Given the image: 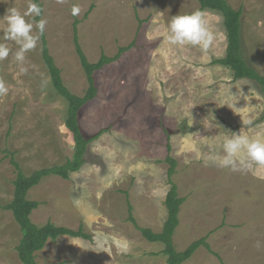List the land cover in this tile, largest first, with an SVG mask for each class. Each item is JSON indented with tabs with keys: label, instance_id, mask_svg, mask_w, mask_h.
<instances>
[{
	"label": "rangeland",
	"instance_id": "obj_1",
	"mask_svg": "<svg viewBox=\"0 0 264 264\" xmlns=\"http://www.w3.org/2000/svg\"><path fill=\"white\" fill-rule=\"evenodd\" d=\"M40 2L50 55L74 95L82 96L87 88L73 45L75 19L91 63L102 53L112 57L118 48L134 46L94 73L97 96L80 110L78 120L85 138L102 134L88 145L80 170L68 180L47 177L28 192L40 203L31 215L34 224L82 226L91 241H48L36 254L37 264H165L163 245L147 242L128 220V203L139 227L161 231L167 218L168 144L177 162L173 181L185 199L173 236L175 250L207 237L213 252L200 247L184 264H264V168L232 172L204 159L221 151L224 129L264 135L258 86L234 81L229 69L212 64L226 50L221 14L204 11L217 33L204 53L165 40L172 16L199 9L196 0ZM227 2L242 11V58L264 76V0ZM27 3L0 0V36L7 9L24 11ZM74 3L82 7L78 16L71 15ZM8 43L14 52L17 46ZM0 77L9 88L0 97V264H21L16 252L21 232L2 209L12 200L16 176L10 154L29 176L62 165L72 157L74 143L64 126L66 101L53 89L42 61L41 40L23 64L11 54L0 61Z\"/></svg>",
	"mask_w": 264,
	"mask_h": 264
},
{
	"label": "trees",
	"instance_id": "obj_2",
	"mask_svg": "<svg viewBox=\"0 0 264 264\" xmlns=\"http://www.w3.org/2000/svg\"><path fill=\"white\" fill-rule=\"evenodd\" d=\"M41 6L40 0H36ZM199 10H210L221 14L223 27L226 32V50L223 58L213 60V65H220L232 72L234 81L248 80L258 86L264 98V76L260 75L254 68L250 67L241 55V9H233L227 0H197ZM92 11L90 8L89 12ZM39 19V17H37ZM79 20L73 22V45L78 57L80 66L84 72L87 88L82 96L72 94L64 85L61 71L56 66L53 57L50 55L45 34L41 37V56L43 64L48 72L53 89L61 96L67 104L66 118L64 126L71 134L74 143L73 154L62 165L53 166L34 171L31 175H25L14 155L10 154V164L15 170V180L13 181L12 200L2 207L3 210L12 214L15 223L21 232V238L16 247L17 257L21 264H37L36 254L40 252L48 241H56L60 237H70L74 239H84L91 241V236L87 234L83 227L77 230L57 226L47 222L42 226L34 224L31 220L32 213L37 210L40 203L30 200L28 192L39 185L43 179L55 176L63 180H68L70 174L76 173L84 164V155L88 145L98 139L102 132L85 138L79 127V112L90 101L97 96L94 73L102 70L105 66L118 61L121 56L133 48L134 44L118 48L117 53L108 57L102 53L97 62L91 63L85 56L78 39ZM264 120V115L261 121ZM170 146L167 145L168 155L165 163L168 165L166 172L168 191L165 196L164 205L167 211V218L159 233L153 232L149 228H141L136 224L132 216V207L128 203V220L139 231L141 237L150 243H161L163 250L161 254L165 256V264H184L188 261L197 249L204 247L208 252L212 250L206 242L207 237L200 238L192 242L185 250L176 251L173 243V236L179 225V212L185 199L179 197L178 189L173 181L176 174L177 162L170 155Z\"/></svg>",
	"mask_w": 264,
	"mask_h": 264
},
{
	"label": "clouds",
	"instance_id": "obj_3",
	"mask_svg": "<svg viewBox=\"0 0 264 264\" xmlns=\"http://www.w3.org/2000/svg\"><path fill=\"white\" fill-rule=\"evenodd\" d=\"M57 2L64 3V0ZM81 11L80 4L72 5V16H78ZM42 13L43 8L36 0H28L24 11L16 7L7 9L3 17L6 26L0 36V61L6 60L11 54L16 62L23 64L26 53L38 48L48 24ZM216 39L217 33L209 24L206 13L199 9L172 16L165 35L169 46L193 47L204 53L214 46ZM9 41L17 46L14 52L9 46ZM22 71L26 72L27 69ZM8 92L6 81L0 77V97L6 96ZM230 94L233 95L231 92ZM251 123L249 120L246 125ZM204 159L206 163L232 172L247 173L254 168H264V135L251 136L244 128L238 132L224 129L221 151H212ZM185 163L190 161L186 160ZM257 246L259 247V244Z\"/></svg>",
	"mask_w": 264,
	"mask_h": 264
},
{
	"label": "crops",
	"instance_id": "obj_4",
	"mask_svg": "<svg viewBox=\"0 0 264 264\" xmlns=\"http://www.w3.org/2000/svg\"><path fill=\"white\" fill-rule=\"evenodd\" d=\"M197 1V0H196ZM197 4H198V2H197ZM198 6H199V4H198Z\"/></svg>",
	"mask_w": 264,
	"mask_h": 264
}]
</instances>
